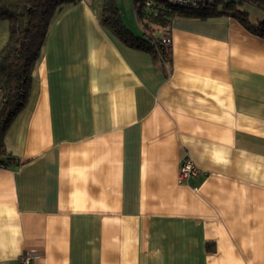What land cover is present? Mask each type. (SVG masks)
<instances>
[{"label": "crops", "instance_id": "1", "mask_svg": "<svg viewBox=\"0 0 264 264\" xmlns=\"http://www.w3.org/2000/svg\"><path fill=\"white\" fill-rule=\"evenodd\" d=\"M134 10L123 23L141 36ZM101 12L55 16L5 133L20 164L0 163V264L30 247L38 264H264V37L180 17L155 62ZM9 36L2 19L0 52ZM186 156L201 171L181 180Z\"/></svg>", "mask_w": 264, "mask_h": 264}, {"label": "trees", "instance_id": "2", "mask_svg": "<svg viewBox=\"0 0 264 264\" xmlns=\"http://www.w3.org/2000/svg\"><path fill=\"white\" fill-rule=\"evenodd\" d=\"M81 0H0V20L10 23L9 40L0 52V163L18 166L20 160L7 150L5 133L16 116L27 105L33 82V68L45 44L50 25L67 6ZM139 0L137 18L145 33H133L124 23L116 0H104L101 22L127 45L151 54L155 62L169 61L170 46L162 42L176 18L208 19L231 15L247 29L264 37V19L250 23L246 11L237 6L249 2L264 11V0H215L199 9H185L165 0ZM156 30H163L158 36Z\"/></svg>", "mask_w": 264, "mask_h": 264}, {"label": "built area", "instance_id": "3", "mask_svg": "<svg viewBox=\"0 0 264 264\" xmlns=\"http://www.w3.org/2000/svg\"><path fill=\"white\" fill-rule=\"evenodd\" d=\"M90 1V0H83ZM168 3L179 6L185 9H199L203 6L210 5L215 0H165ZM157 4L156 0H148V7H155ZM162 42L166 45H171L172 39L166 34L162 36ZM201 169L195 164L191 157L186 156L180 166L179 177L181 180H188L192 177H196L200 173ZM38 257V249L30 247L26 249L19 257L18 264H38L36 258Z\"/></svg>", "mask_w": 264, "mask_h": 264}, {"label": "rangeland", "instance_id": "4", "mask_svg": "<svg viewBox=\"0 0 264 264\" xmlns=\"http://www.w3.org/2000/svg\"><path fill=\"white\" fill-rule=\"evenodd\" d=\"M103 2L104 0H102V7H103ZM116 2L119 7L121 17L123 15L125 20H131L130 15L133 14L134 19H136L134 6L137 5V3H139V0H116Z\"/></svg>", "mask_w": 264, "mask_h": 264}]
</instances>
